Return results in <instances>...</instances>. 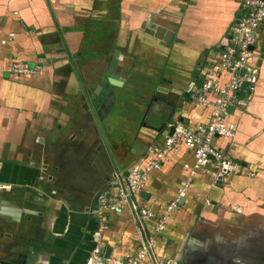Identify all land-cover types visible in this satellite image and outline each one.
I'll return each instance as SVG.
<instances>
[{
	"label": "crops",
	"instance_id": "obj_1",
	"mask_svg": "<svg viewBox=\"0 0 264 264\" xmlns=\"http://www.w3.org/2000/svg\"><path fill=\"white\" fill-rule=\"evenodd\" d=\"M241 2L0 0V264H85L99 227L110 257L137 252L146 229L129 206L111 212L98 208L99 198L113 197L114 176L139 165L180 119L178 109L191 127L209 120L210 110L184 93L225 43ZM257 45V84L231 119L228 150L242 171L220 184L212 164L194 172L157 236L158 257L234 264L243 259L231 252L243 248L240 225L264 218V43ZM12 60L40 70L8 77L1 65ZM193 164L179 148L151 172L149 197L137 204L163 214Z\"/></svg>",
	"mask_w": 264,
	"mask_h": 264
},
{
	"label": "built area",
	"instance_id": "obj_2",
	"mask_svg": "<svg viewBox=\"0 0 264 264\" xmlns=\"http://www.w3.org/2000/svg\"><path fill=\"white\" fill-rule=\"evenodd\" d=\"M259 40L264 43V0H242L241 17L229 29L225 43L198 66L196 79L187 88V102L209 109V120L191 127L183 122V115L179 112L180 119L167 125L157 145L148 150L138 166L127 170V177L114 176L118 185L113 190V197L108 200L103 196L99 198L97 204L100 209L116 212L125 206L130 207L140 227L146 229L147 234H144L140 247L136 253L121 259H105L102 227H99L93 235L94 247L85 264H143L148 260L152 264H176L156 255V239L164 232L169 214L177 209L179 198L189 188L190 177L207 164L216 168V181L239 175L242 171L228 150L237 129V124L231 119L245 108L257 84ZM1 45L5 42L0 39ZM39 70V65L30 66L25 61L12 60L1 65L2 73L15 78L30 77ZM228 108L233 109L231 114L227 113ZM170 126L173 127L171 135ZM181 147L190 153L194 164L178 190L177 199L167 204L160 215L149 207L138 205L137 201L141 200L139 193L146 192L151 172L160 170L165 160Z\"/></svg>",
	"mask_w": 264,
	"mask_h": 264
},
{
	"label": "flooded vegetation",
	"instance_id": "obj_3",
	"mask_svg": "<svg viewBox=\"0 0 264 264\" xmlns=\"http://www.w3.org/2000/svg\"><path fill=\"white\" fill-rule=\"evenodd\" d=\"M261 220L264 221V218ZM252 223H248L250 227H241L240 229L242 233H247L248 236L254 234L247 240L245 239V236H243L242 239L239 238L238 241L243 245V248H241V246L239 247V245L231 246L232 253H235L237 255L240 254L243 257L242 260L240 259L241 261L236 262L234 264H264V229H262L259 224L256 226L257 229H255ZM250 238L251 240L249 241ZM246 245H248L247 249H245V247H247ZM252 245L255 246L252 247ZM224 264H227V262H225Z\"/></svg>",
	"mask_w": 264,
	"mask_h": 264
},
{
	"label": "water",
	"instance_id": "obj_4",
	"mask_svg": "<svg viewBox=\"0 0 264 264\" xmlns=\"http://www.w3.org/2000/svg\"><path fill=\"white\" fill-rule=\"evenodd\" d=\"M184 97H187V93H184ZM177 111H178L177 113L180 112L179 109H178ZM232 111H233L232 108H228L227 113H228V114H231ZM172 132H173V127L170 126V127H169V135H171ZM127 175H128V172L125 171V172L123 173V176H122V177L125 178V177H127ZM217 183L220 184V183H221V180L219 179V180L217 181ZM139 195H140V197H141L142 199H144V200H147L148 197H149L148 194H147V192H145V191L140 192ZM182 202H183V199H181V200L179 201V204H182ZM213 212H214V213L216 212V209H215V208H213ZM110 254H111V249H110V248H106V249H105L104 258H105V259H109V258H110Z\"/></svg>",
	"mask_w": 264,
	"mask_h": 264
},
{
	"label": "rangeland",
	"instance_id": "obj_5",
	"mask_svg": "<svg viewBox=\"0 0 264 264\" xmlns=\"http://www.w3.org/2000/svg\"><path fill=\"white\" fill-rule=\"evenodd\" d=\"M252 224H253V223H252ZM258 224L261 226L262 229H264V221H263V220H261V219L259 220V219H258V220L256 221V223L253 224V227H256ZM240 227H250V225H248V224H246V225H245V224H241ZM239 229H241V228H239ZM238 235H239L240 239H242V237L245 236V237H246L245 239L247 240L249 237L253 236L254 234L251 235V236H248L247 233H243V234H242L241 230H239V234H238ZM238 235H237V236H238ZM231 239H233V238H231ZM246 240H245V241H246ZM250 240H251V238L249 239V241H250ZM230 241H231V240H230ZM253 246H255V245H252V247H253Z\"/></svg>",
	"mask_w": 264,
	"mask_h": 264
}]
</instances>
